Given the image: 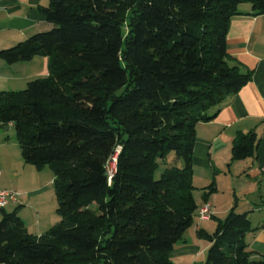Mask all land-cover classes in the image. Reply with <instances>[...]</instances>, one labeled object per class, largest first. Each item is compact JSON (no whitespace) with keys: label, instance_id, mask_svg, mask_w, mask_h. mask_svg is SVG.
Wrapping results in <instances>:
<instances>
[{"label":"trees","instance_id":"1","mask_svg":"<svg viewBox=\"0 0 264 264\" xmlns=\"http://www.w3.org/2000/svg\"><path fill=\"white\" fill-rule=\"evenodd\" d=\"M264 0H50L55 26L0 50L8 63L49 58V73L0 91V126L13 125L26 164L54 173L61 221L41 236L2 210L0 264H174L193 224L196 127L251 79L228 62L227 32L244 5ZM256 133L233 159L254 155ZM176 164L155 178L161 158ZM117 158L109 179L108 163ZM182 160L181 165H178ZM210 186L209 188H211ZM249 214L232 210L206 264H264L247 241Z\"/></svg>","mask_w":264,"mask_h":264},{"label":"crops","instance_id":"2","mask_svg":"<svg viewBox=\"0 0 264 264\" xmlns=\"http://www.w3.org/2000/svg\"><path fill=\"white\" fill-rule=\"evenodd\" d=\"M49 2L0 0V50L54 28L39 8ZM242 12L231 19L227 32L228 62L238 65L243 73H251L252 77L228 103L215 111L212 119L197 124L192 181L198 207L193 224L170 252L174 264H206L210 243L199 236V230L214 233L220 220H225L233 209L249 214L252 231L247 234V241L254 251L253 258L264 256V14L252 15L250 5H244ZM48 73L49 58L45 56L12 64L0 58V91L23 90L30 80ZM10 127L13 125L5 130ZM252 132L256 133L254 155L234 160V143ZM4 137L0 132V182L2 171L7 169L5 152L11 144ZM23 161L24 158H18L14 164L21 167ZM14 173L18 178V167ZM3 185L0 188L7 189ZM37 185L32 182L18 188L21 189L18 214L31 233L41 236L56 225V220L52 218V208L37 199L48 188ZM205 203L210 204L212 216L201 220L198 213ZM15 205L11 210L7 206L6 210H15Z\"/></svg>","mask_w":264,"mask_h":264},{"label":"rangeland","instance_id":"3","mask_svg":"<svg viewBox=\"0 0 264 264\" xmlns=\"http://www.w3.org/2000/svg\"><path fill=\"white\" fill-rule=\"evenodd\" d=\"M6 127L3 128L0 126V132L3 133V135L5 136L4 138H7L10 140L11 144L7 146L8 150H6L5 152L8 157V159H5V164H7V169L2 171L3 176L0 182V185L2 186L3 184H5L3 186H7V189H15L14 187H12L13 185L12 182L17 184L18 188L26 186L28 185V183H32V182H36L38 184L37 186L44 185L45 187L48 188V190L47 192H45L42 196L38 197L37 199H39L43 204H48L49 208H52V210L50 209L52 211L51 213L53 214L52 218H54L56 222H60L61 217L59 216L57 212L58 200H57V196L55 192L53 171L48 165L41 170H37L34 166L27 165L23 161L21 167L17 166L18 167V176H17L18 178H15L14 172L17 167L14 164V162L17 161L18 158L23 159V157H22L21 147L19 146V143L17 140V133H16L15 128L10 127V129L5 130ZM175 157H176L175 152L172 151L167 156L161 158V161L159 162L158 168L156 169V172H155V178L159 179L167 166H169L170 164L171 165L176 164L174 163L176 159ZM10 164H13V166H11ZM181 164H183L182 160L179 161L178 165H181ZM20 190L21 189H18L17 191L20 192ZM13 205L14 204L11 203L8 206V210H11ZM16 206L18 207V203L15 205V207ZM28 211L30 212V210ZM56 222L54 224H57Z\"/></svg>","mask_w":264,"mask_h":264},{"label":"built area","instance_id":"4","mask_svg":"<svg viewBox=\"0 0 264 264\" xmlns=\"http://www.w3.org/2000/svg\"><path fill=\"white\" fill-rule=\"evenodd\" d=\"M117 158L113 157L112 160L108 163V175L111 180L115 171H116ZM264 173V168H263ZM20 193L15 189H3L0 188V218L2 210L5 209L10 203L17 204L19 203ZM198 216L201 220H208L212 216V210L209 203H205L201 206Z\"/></svg>","mask_w":264,"mask_h":264}]
</instances>
